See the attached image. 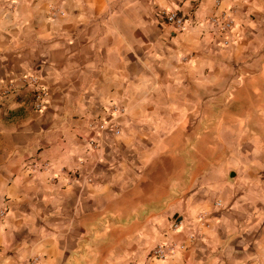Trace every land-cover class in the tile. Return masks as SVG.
I'll return each mask as SVG.
<instances>
[{
    "label": "crops",
    "instance_id": "obj_1",
    "mask_svg": "<svg viewBox=\"0 0 264 264\" xmlns=\"http://www.w3.org/2000/svg\"><path fill=\"white\" fill-rule=\"evenodd\" d=\"M244 83L264 85V0H0V264H264V159L228 177L206 155Z\"/></svg>",
    "mask_w": 264,
    "mask_h": 264
},
{
    "label": "rangeland",
    "instance_id": "obj_2",
    "mask_svg": "<svg viewBox=\"0 0 264 264\" xmlns=\"http://www.w3.org/2000/svg\"><path fill=\"white\" fill-rule=\"evenodd\" d=\"M263 89L262 83H244V86L239 87L236 93H231L230 100L224 103L222 111L225 116L222 119V127L214 130L215 134L209 143L211 150L206 152L208 158L211 157L216 165L217 173L223 174L224 171L228 177L233 173L238 176L246 175L252 165L259 166L260 160L264 159V103L261 101ZM216 92H220V89ZM219 104L217 103V106ZM257 106L260 107L261 113L257 112ZM184 152L186 160L195 159L200 165L199 170L203 169V160L206 159L203 149ZM250 155L254 156L253 159Z\"/></svg>",
    "mask_w": 264,
    "mask_h": 264
},
{
    "label": "built area",
    "instance_id": "obj_3",
    "mask_svg": "<svg viewBox=\"0 0 264 264\" xmlns=\"http://www.w3.org/2000/svg\"><path fill=\"white\" fill-rule=\"evenodd\" d=\"M162 16L165 22L176 32H183L188 27L196 24L192 18L182 15L176 10H169L165 12L163 11ZM202 22L205 24L206 28L208 29L207 30L208 32L218 35H227V36L229 35L233 24L232 20H230L228 17H211L205 19L204 21H200V23ZM21 81L23 83H28L33 87V91H32L33 109L36 112H40L45 106L47 99V92L41 86H39L37 78L35 77L32 76L23 77ZM102 126L105 125L101 124V127ZM106 129H109L115 136L119 135L120 133L118 128L113 126L110 127L106 125ZM26 168H28V170L32 172L43 171L49 168V163L47 161L32 160ZM76 177H77V173L74 174V178ZM86 179L87 181H90L88 177H86ZM3 217H4V212L0 211V220ZM177 226H178L177 223L173 224L174 228H176ZM181 248L182 246L177 247L174 244H168V245L159 244L152 249L151 256L156 259H163L171 255L173 252H175L176 249H181ZM37 262H38V258L34 257L33 259H30L22 264H36Z\"/></svg>",
    "mask_w": 264,
    "mask_h": 264
},
{
    "label": "water",
    "instance_id": "obj_4",
    "mask_svg": "<svg viewBox=\"0 0 264 264\" xmlns=\"http://www.w3.org/2000/svg\"><path fill=\"white\" fill-rule=\"evenodd\" d=\"M233 176V175H232Z\"/></svg>",
    "mask_w": 264,
    "mask_h": 264
}]
</instances>
